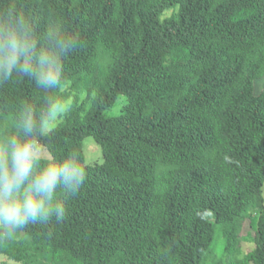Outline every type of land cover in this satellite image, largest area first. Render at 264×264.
Returning a JSON list of instances; mask_svg holds the SVG:
<instances>
[{
  "label": "trees",
  "instance_id": "trees-1",
  "mask_svg": "<svg viewBox=\"0 0 264 264\" xmlns=\"http://www.w3.org/2000/svg\"><path fill=\"white\" fill-rule=\"evenodd\" d=\"M20 19L38 46L50 35L73 46L55 88L0 78V138L19 131L26 106L39 116L49 99H72L40 142L49 160L77 159L85 181L74 193L58 186L62 217L0 232V255L264 264V0H0V22ZM86 138L102 163H85ZM246 216L256 228L241 255Z\"/></svg>",
  "mask_w": 264,
  "mask_h": 264
},
{
  "label": "clouds",
  "instance_id": "clouds-1",
  "mask_svg": "<svg viewBox=\"0 0 264 264\" xmlns=\"http://www.w3.org/2000/svg\"><path fill=\"white\" fill-rule=\"evenodd\" d=\"M72 46L66 35H50L48 44L38 46L23 19L0 22V78L16 72L33 78L38 88H55L60 83L61 55ZM70 105V100L49 99L39 116L26 106L19 115V131L0 138V232L5 237L31 221L62 217L58 186L74 193L85 181V170L77 159L49 160L40 142ZM44 160L49 162L42 165Z\"/></svg>",
  "mask_w": 264,
  "mask_h": 264
},
{
  "label": "rangeland",
  "instance_id": "rangeland-1",
  "mask_svg": "<svg viewBox=\"0 0 264 264\" xmlns=\"http://www.w3.org/2000/svg\"><path fill=\"white\" fill-rule=\"evenodd\" d=\"M263 88H264V78L258 80L255 83L256 93H260ZM63 89H65V87ZM85 97H86L85 94H80L81 99H85ZM69 100L72 102V99ZM123 105H124V100H120L119 104L111 112L113 114L119 113ZM63 118L59 119L58 123H56V126H58V124L63 120ZM46 152L48 154V157L50 158V154L48 153L47 150ZM84 153H85V163L87 165L90 164L92 165L94 163H102L103 161L100 147L93 141L92 138H86L84 140ZM255 228H256V219L252 221L249 217L246 216V220L244 222V226L241 234V252H242L241 255H244L245 253H247V251L253 248V236H254ZM0 264H19V263L10 261L6 259L4 256L0 255Z\"/></svg>",
  "mask_w": 264,
  "mask_h": 264
}]
</instances>
